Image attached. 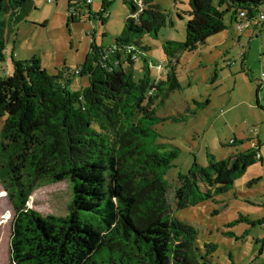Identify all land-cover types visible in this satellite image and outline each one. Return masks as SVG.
<instances>
[{"label": "trees", "instance_id": "1", "mask_svg": "<svg viewBox=\"0 0 264 264\" xmlns=\"http://www.w3.org/2000/svg\"><path fill=\"white\" fill-rule=\"evenodd\" d=\"M122 1L131 16L126 37L104 60L106 50L91 47L77 71L91 74L82 93L71 95L56 86L37 57L13 59V74L0 77V182L14 209L9 264H199L197 231L176 219L174 209L210 198L209 188L228 191L257 161L256 155L236 154L194 168L168 186L165 174L177 152L156 143L155 92L165 84L178 88L176 75L171 70L165 82L150 87L134 81L123 65L133 64L142 52L130 36L156 34L166 14L154 0H144L143 7ZM189 4L185 41L163 45L169 65L223 32L224 13L234 21L244 13L250 21L264 9V0ZM32 7L30 0H0V17L8 19H0V63L7 24L24 20ZM101 13L97 17L103 23ZM130 45L132 54L127 53ZM96 59L104 66L93 67ZM65 180L72 186L67 216H42L26 207L37 188ZM205 246L208 253L215 249Z\"/></svg>", "mask_w": 264, "mask_h": 264}, {"label": "rangeland", "instance_id": "2", "mask_svg": "<svg viewBox=\"0 0 264 264\" xmlns=\"http://www.w3.org/2000/svg\"><path fill=\"white\" fill-rule=\"evenodd\" d=\"M30 1L33 7L26 18L5 28L0 77L13 74V59L37 57L56 86L71 95L82 93L91 74L76 71H81L91 47L109 50L126 37L128 5L107 0L103 6L102 0H94L89 9L79 6L80 15L71 21L67 0ZM135 1L144 6V0ZM154 4L166 14L165 26L156 34L131 35L129 42L142 52L133 64L123 65L130 68L134 81L144 80L150 87L165 82L171 70L176 75L178 88L170 90L165 84L162 92H155L160 119L153 126L156 143L177 152L165 174L168 186L194 168L236 154L264 156V27L250 25L239 32L231 13H224L223 32L195 51L179 54L170 66L163 45L185 41L189 0H154ZM102 7L103 23L97 17ZM92 64L104 66L98 59ZM209 191L210 198L174 209L176 219L197 231L199 264H264V162L250 165L228 191ZM71 200L72 186L65 180L37 188L26 207L42 216L65 217ZM13 217L12 202L0 182V264L10 263ZM206 244L215 249L208 253Z\"/></svg>", "mask_w": 264, "mask_h": 264}, {"label": "built area", "instance_id": "3", "mask_svg": "<svg viewBox=\"0 0 264 264\" xmlns=\"http://www.w3.org/2000/svg\"><path fill=\"white\" fill-rule=\"evenodd\" d=\"M48 2H51L53 0H47ZM69 2V9H68V13L69 15H73L76 16L79 12H78V8L79 6H83L86 8H90V6L93 4L94 0H67ZM107 0H103V3L106 4ZM105 12L103 11L101 13V18L103 20V16L102 14H104ZM236 24H237V29L239 30V32H241L243 29H247L250 25H254V26H260V25H264V9H261L256 17H254V19H251L250 21L247 19L246 15L244 13H241L239 15V17L236 19ZM115 51V47H112L109 50H106V56L102 57V59L104 60L107 56H109L110 54L114 53ZM135 51V48L133 46H127V53L128 54H132V52ZM134 57V55L132 56ZM101 59V60H102ZM157 70L161 69V66H157L156 67ZM77 72V71H76ZM78 73V72H77ZM262 80L264 79V74L261 75ZM232 143V141H231ZM255 159L257 161L260 162H264V156H261L260 154H256Z\"/></svg>", "mask_w": 264, "mask_h": 264}, {"label": "crops", "instance_id": "4", "mask_svg": "<svg viewBox=\"0 0 264 264\" xmlns=\"http://www.w3.org/2000/svg\"><path fill=\"white\" fill-rule=\"evenodd\" d=\"M102 2H103V0H102ZM93 5V4H92ZM92 5L90 6V8L92 7Z\"/></svg>", "mask_w": 264, "mask_h": 264}]
</instances>
